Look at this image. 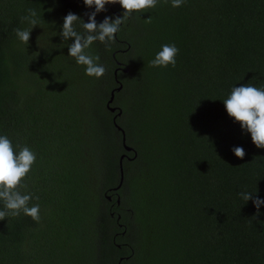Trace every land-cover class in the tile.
Returning a JSON list of instances; mask_svg holds the SVG:
<instances>
[{"label":"trees","instance_id":"obj_1","mask_svg":"<svg viewBox=\"0 0 264 264\" xmlns=\"http://www.w3.org/2000/svg\"><path fill=\"white\" fill-rule=\"evenodd\" d=\"M29 8L41 22L25 45L15 29L29 27L21 23ZM105 8L97 24L124 12L119 4ZM92 11L83 0H0V135L37 154L20 191L33 195L29 206L38 203L41 216L39 224L23 213L0 221V264H264V205L257 215L238 195L264 199V149L223 104L234 87H264V0H186L178 8L160 0L133 13L110 47L97 41L88 50L106 67L99 89L69 57L74 41L60 35L69 12L87 23ZM173 43L176 66L151 67ZM75 71L82 94L92 86L82 100ZM136 73L142 84L129 131L139 147L126 140L118 101ZM121 155L124 175L130 166L149 168L131 208L124 179L119 204L107 199Z\"/></svg>","mask_w":264,"mask_h":264},{"label":"clouds","instance_id":"obj_2","mask_svg":"<svg viewBox=\"0 0 264 264\" xmlns=\"http://www.w3.org/2000/svg\"><path fill=\"white\" fill-rule=\"evenodd\" d=\"M168 3V0H164ZM186 0H171L173 8L181 7ZM84 5L95 11L88 13V22L85 23L78 15L69 12L63 20L60 33L64 41L70 38L74 41L68 46V55L73 58L77 65L85 67V74L97 79L106 73V67L99 63V55H92L88 50L94 42H101L110 47L115 42L116 34L121 30L133 13H143L148 9H154L160 0H83ZM108 4H119L124 10L122 17H105L97 24L98 13L106 11ZM152 18L145 20L151 23ZM41 18L36 9H27V15L21 17V23L29 25L27 28L15 29V34L20 42L28 45L32 29L38 26ZM80 24L83 32L77 31L75 25ZM179 49L173 44H164L161 50L151 60V67L176 66V57ZM226 112L230 118L239 123L242 130L250 133L252 143L260 149H264V87H256L246 84L234 87L230 95L223 101ZM234 155L243 159L246 155L243 147L237 146L232 149ZM37 154L28 146L14 148L12 141L6 135H0V201L4 208L0 210V221L6 217H19L21 213L30 217L35 223L41 221L40 205L29 206L33 195L30 192H21L27 189L24 183L33 165L36 163ZM238 195L246 202L252 200L257 209L264 205V199L254 197L251 192H240ZM38 200L39 198L36 197Z\"/></svg>","mask_w":264,"mask_h":264},{"label":"rangeland","instance_id":"obj_3","mask_svg":"<svg viewBox=\"0 0 264 264\" xmlns=\"http://www.w3.org/2000/svg\"><path fill=\"white\" fill-rule=\"evenodd\" d=\"M46 34L49 35L48 29H46ZM135 43L138 47L143 46V39L140 37H133ZM141 73V69H139ZM75 71V92L78 95L79 100H82L86 95H88L89 91H91L92 86L91 85H84L83 94L79 88V86H76V80L78 79L79 73ZM137 77L134 76L132 78V84L130 91L127 93L121 94L118 98L119 105L124 110L123 120L124 125L126 127L125 133H126V140L130 144L139 147L140 141L137 139L134 132L129 131L131 125L137 120L135 118L136 116V109H137V102L139 96L137 95L138 90L142 84V79L140 74L136 73ZM80 77V76H79ZM95 78V77H93ZM96 79V83L94 85L95 89H99V83L97 82L98 79ZM79 80V79H78ZM81 81L79 80V83ZM78 84V83H77ZM103 90H101L102 92ZM139 149V148H138ZM146 173H149V168H144L143 165H137V166H130L129 168H125V175H124V189L121 191L122 196L124 197V202L127 206L134 207V202H136L137 199H140L141 193L143 192V175ZM135 262V263H134ZM128 264H143V259L139 258L132 262L129 261Z\"/></svg>","mask_w":264,"mask_h":264},{"label":"water","instance_id":"obj_4","mask_svg":"<svg viewBox=\"0 0 264 264\" xmlns=\"http://www.w3.org/2000/svg\"><path fill=\"white\" fill-rule=\"evenodd\" d=\"M117 14L119 15V13H117ZM117 69H115V71H114L115 77H116ZM123 71L124 72H128L129 71V68L128 67L127 68H124ZM115 89H116V91H119L121 89V85L119 84V86H117ZM113 98H114V90L111 91L110 97H109V99L107 101V107H108V109L111 112H114L115 109H116L114 106L110 105L113 102ZM117 115H120V110L117 112ZM120 130L123 132L122 129H120ZM124 141H125V138L123 137V146H124V149L126 151L133 150L130 146L126 145ZM123 157H124V155H121L120 160H119V180H118V183H117L116 186L111 187L109 190L116 191V190H118L121 187V185L123 183V179H124V170H123V165H122V159H123ZM107 199L110 200L111 199V196H107ZM119 201H120L119 196H117L116 203L119 204Z\"/></svg>","mask_w":264,"mask_h":264},{"label":"flooded vegetation","instance_id":"obj_5","mask_svg":"<svg viewBox=\"0 0 264 264\" xmlns=\"http://www.w3.org/2000/svg\"><path fill=\"white\" fill-rule=\"evenodd\" d=\"M115 64H116V67L115 68H119V71L121 70L122 66H123V63L118 61V60H115ZM110 192H112L109 196H111V199L109 201H111L112 203V200H113V197L114 196H117V195H120L118 193V190L114 191V190H110ZM112 205V204H111Z\"/></svg>","mask_w":264,"mask_h":264}]
</instances>
